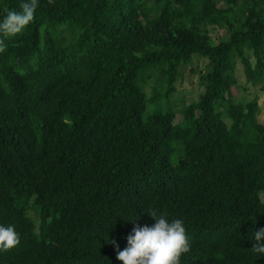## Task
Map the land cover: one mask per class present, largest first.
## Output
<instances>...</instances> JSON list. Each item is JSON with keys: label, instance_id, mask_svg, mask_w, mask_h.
<instances>
[{"label": "trees", "instance_id": "trees-1", "mask_svg": "<svg viewBox=\"0 0 264 264\" xmlns=\"http://www.w3.org/2000/svg\"><path fill=\"white\" fill-rule=\"evenodd\" d=\"M0 39V226L19 234L0 264H123L110 241L150 209L183 220L178 264H264V125L236 76L264 92V0H38ZM194 58L203 91L176 123Z\"/></svg>", "mask_w": 264, "mask_h": 264}, {"label": "clouds", "instance_id": "clouds-1", "mask_svg": "<svg viewBox=\"0 0 264 264\" xmlns=\"http://www.w3.org/2000/svg\"><path fill=\"white\" fill-rule=\"evenodd\" d=\"M37 8L38 0H24L19 6L20 10L5 9L6 15L0 22V33L4 38L21 33L33 21ZM6 48L4 40L0 39V52ZM148 214L155 223L151 227L136 225L126 237L127 246L123 250L115 240L110 241L115 246L116 259L123 264H178L181 254L190 248L183 220L169 221L164 214H158L153 209ZM252 234L256 241L252 251L264 254V228L254 230ZM18 243L19 234L13 226H0V248L7 251L15 248Z\"/></svg>", "mask_w": 264, "mask_h": 264}, {"label": "rangeland", "instance_id": "rangeland-1", "mask_svg": "<svg viewBox=\"0 0 264 264\" xmlns=\"http://www.w3.org/2000/svg\"><path fill=\"white\" fill-rule=\"evenodd\" d=\"M223 34L222 31H219L214 28L210 30V36L214 41H218ZM206 66V61L202 58H194L191 63L184 66L183 75L176 83V90L170 95V99L173 102L171 109L176 110V113L180 111L184 104H189L197 100L199 94L203 91V87L199 85L197 73L191 74V69H197V71H204ZM236 76L238 79L239 93H237V98L246 97L253 98L257 97L259 105V113L257 116L258 121L264 125V92L259 89V87H251L248 85L246 91L242 90V87L247 86L245 78L242 74L240 65L237 66ZM154 85V82H148L146 85V91L150 94V87ZM155 109V106L151 105L147 110V113L152 112ZM181 117L176 115L175 122L180 121Z\"/></svg>", "mask_w": 264, "mask_h": 264}]
</instances>
